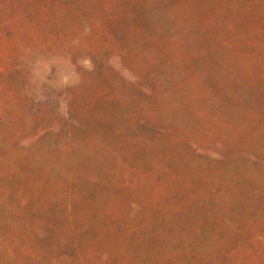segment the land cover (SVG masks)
<instances>
[{
	"label": "trees",
	"instance_id": "16d2710c",
	"mask_svg": "<svg viewBox=\"0 0 264 264\" xmlns=\"http://www.w3.org/2000/svg\"><path fill=\"white\" fill-rule=\"evenodd\" d=\"M15 2L0 0L3 59H16L5 46ZM55 57L90 64L53 127L66 139L50 157L63 165L64 230H82L79 214L95 218L102 198L132 213L147 196L172 218L202 220L212 247L168 264H264V0H42V59ZM32 190L20 207L40 204ZM19 258L42 264L27 248Z\"/></svg>",
	"mask_w": 264,
	"mask_h": 264
},
{
	"label": "rangeland",
	"instance_id": "374dc122",
	"mask_svg": "<svg viewBox=\"0 0 264 264\" xmlns=\"http://www.w3.org/2000/svg\"><path fill=\"white\" fill-rule=\"evenodd\" d=\"M9 19L5 46L14 49L16 59L0 57L1 68L10 73L0 76L2 88L8 90H0V264H20V251L25 248L40 254L42 264H106L105 256L110 264H168V259L190 247L198 258L212 251L199 231L202 220L172 218L147 196L142 210L132 213L115 198H102L95 205V218L79 214L82 230H64L57 205L62 195L55 179L63 173V165L50 157L60 154L66 139L53 127L64 116L61 96L66 89L79 87V74L90 64L42 59V0H16ZM98 88L93 78L83 82L89 97ZM88 149L73 153L74 164L82 163L78 158ZM32 186L42 193L40 204L20 207V190L32 192ZM38 228L42 242L32 237Z\"/></svg>",
	"mask_w": 264,
	"mask_h": 264
}]
</instances>
